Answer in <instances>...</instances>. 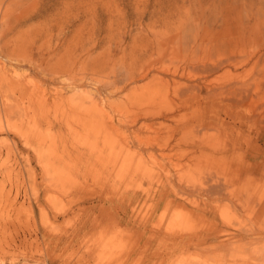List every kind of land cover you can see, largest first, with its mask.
<instances>
[{
	"label": "rangeland",
	"instance_id": "374dc122",
	"mask_svg": "<svg viewBox=\"0 0 264 264\" xmlns=\"http://www.w3.org/2000/svg\"><path fill=\"white\" fill-rule=\"evenodd\" d=\"M164 21L185 27L202 25L213 45H209L213 58L231 49L241 57L238 69L225 66L210 80L218 76L216 81L224 86L233 74L247 81L255 77L264 89V0H0V125L8 130L0 134V140L8 136L14 148L11 175L4 164L5 152L0 160V264H264L263 179H243L233 202L212 201L191 190L189 200L172 194L164 201L168 185L159 158L145 155L142 160L136 156L127 160L119 135L78 140L66 126L52 125L74 113L81 117L82 101H103L104 97L109 103L111 98L119 102L118 110L126 94L154 95L153 108L173 107L177 84L159 87L152 77L114 94L112 82L122 68L108 64L113 59L111 48L119 40L124 39L122 46L130 51L132 44L147 39L148 25L159 27ZM175 32L171 29L169 34ZM171 45L164 58L173 67L184 62L187 52ZM213 50L219 52L215 55ZM242 75H250L251 80ZM109 89L111 95L106 92ZM54 92L64 102L48 101ZM191 108H179L176 118L160 120L165 126L155 142L168 141L174 133L171 126L178 127L176 119L198 113V107ZM233 110L236 113L239 107ZM218 112L220 120L207 121L217 125L212 134H205L208 141L229 144L242 135L244 146L261 144L258 126L250 133V123L245 121L241 128L238 121L236 134L232 120L223 109ZM243 115L248 117V112L244 110ZM222 118L230 125L221 124ZM81 119L82 124L98 122L100 126L109 120L89 115L84 122ZM147 122L154 124L153 119ZM177 142L171 139L172 153L185 157L181 155L180 161L174 155L180 164L174 174L178 176L179 171L183 182L194 178V184L192 170L198 154H190L186 141ZM4 148L0 141V151ZM137 172L153 177L133 186L138 183L131 182V176ZM128 193L137 196L130 198ZM196 203L210 205L212 212L196 210ZM215 231L216 238H206ZM246 231L254 233L249 236Z\"/></svg>",
	"mask_w": 264,
	"mask_h": 264
},
{
	"label": "bare ground",
	"instance_id": "6f19581e",
	"mask_svg": "<svg viewBox=\"0 0 264 264\" xmlns=\"http://www.w3.org/2000/svg\"><path fill=\"white\" fill-rule=\"evenodd\" d=\"M159 27L152 24L148 25L147 39L145 41H139L141 43L140 45L133 46L132 44V49H130V51H127L126 47L123 48L122 42L124 39L119 40V43H116L114 48H111L113 59L108 63L109 66L113 68L116 65H119L120 68H122L120 69L117 76L113 79L112 87L115 90H111V92H114L115 94V92L117 93V91L120 92L128 89L129 87L131 88V86L134 89L133 85H135L137 82L152 77V80L154 79L153 81H155V83L159 87H161L162 85L170 86L172 84H177L176 86H178L179 84L178 87H174L175 94H173L176 97V102L173 107L170 106L166 110H162L163 107L153 108L152 101L154 95L151 97L144 98V96L142 95L141 97H137L136 95H125L124 92H121V94L125 95V101L124 99L122 102L120 101L123 106L120 105V108L118 110V106L116 107V104L119 102H116L115 99H112L110 97L113 101L109 103L106 100L107 97H104V94L101 93L104 97L102 98L103 101H98L97 99L88 101L84 100L79 104V106L82 107V109H80L78 113L82 115L81 117L77 118V113H74L70 116L68 115L66 119L62 118L61 121H57L52 125H58L61 128L63 126H66L68 131L74 134L76 139L78 140L96 135L104 136L105 138L107 136L116 137V135H119L121 136L119 144L122 148V151L128 152H126L127 155H125V158L127 160H133L135 156L139 157V159L142 160L145 155H148L150 159L159 158L158 160L160 161V165L166 170L165 176L168 185L167 190H165L163 196L164 201L169 200L170 195L172 194L180 198L185 197L184 199L189 200L191 193L189 194L188 190H191L194 192L197 191L198 194L206 196L207 199L212 201H217V199L225 198L227 200H230V202H233L235 191L238 190L239 183H241L243 179L246 180L252 178H261L264 180V106L262 102L264 100H262L263 97L261 96L263 88L258 87V78L252 77L251 80V78L249 77L250 75H248L247 77L250 78L251 81L241 80V77L238 78V76L234 75L229 70L227 71L231 73V75L233 74V77L229 79L230 81L228 84H226L227 81H225L226 83L223 82L226 84L224 86H221V84L219 86L220 80L216 81V79H219L218 76H216L218 78L214 77L213 79V81L215 80V82H218V86L215 85V82L209 79L210 76H212L225 66H230L233 68H237V66L240 67L241 64H243V60L241 59V57L238 58L237 56H235L236 54H233L231 48V51L228 50L230 52L227 54H223L221 52L223 50H220L221 54L219 56L215 54V52L217 51L214 52L213 50V54L216 55V57L213 58L211 56L212 52H210L209 46L212 44L211 41L208 42V38L204 35L202 25L196 24L194 27L192 25L185 27L182 23L176 26L172 22L164 21L161 25H159ZM171 29L176 30V32L174 34H169ZM192 31L194 33V36L193 34H191ZM171 44L176 45L175 47L181 46L180 48H183L187 53L190 52V54H192L191 57L189 58V55L187 53H184L186 59L183 58L185 60H183L184 62L182 64L180 63V65L177 66H173L172 64L173 67L167 65L165 63L164 56L168 57V47L172 46ZM175 47L174 49H176ZM201 49H203V51ZM221 49H223V47ZM197 50H200L201 52H199L201 54H198L199 52ZM119 53L121 54V56L120 58H118V63L116 61V57ZM148 57L151 58L147 59ZM128 58H130V63L127 62V60H129ZM145 59H147V61H145ZM113 62L114 65L112 67ZM195 70L198 71L199 74H193ZM251 70L252 69H250V71ZM239 73V76H241L242 73ZM262 75L264 77V73ZM244 76L242 75L243 79H245ZM181 79L185 81L183 82V80L181 81ZM256 82L257 84H255ZM119 83H123V86L119 85ZM118 86H120V88H118ZM159 87L156 88V92H158V90L160 89ZM154 91L152 90V92ZM106 92L110 94V89L109 92ZM202 92H204L205 94H203ZM59 96L57 92H54L53 95L50 96L51 98L49 97L47 100H51V102L55 104H60L61 102H64L65 98L62 97V95L61 97ZM202 105H204V107ZM208 105L209 108L207 107ZM234 106L239 107V110H237L236 113L233 110ZM191 107H198L196 108L198 109V113L196 115H193V113L190 112L192 115H187L189 116L188 118L179 117V119H176V121H178V127L171 126L174 133L168 136V141L165 142V144L155 142V140L159 138V129L161 128V126H165V124L160 120H167L170 118L174 119L176 118V114H174L176 110H178L179 108L192 109ZM213 107L219 109L215 111L213 110ZM199 109L204 110H202V112H199ZM222 109L225 112L226 116L232 120L231 128H233V130L235 129L234 132H236V134L238 129L235 127V124L238 121L240 122L241 128L245 127V121H248L250 125L247 129L250 133H252V131L255 133L254 130H256V127L258 126V130L256 133L260 135L259 140L261 141V144L255 146V148L252 144L249 143H246L247 146H244L243 143L240 141L242 135H239L238 137L235 136V138H233V140L229 144L224 142L212 143L211 141H208L207 135H209V133H207V131H210L211 133V131H214L213 129L216 128L217 125H208L207 121L213 119V117H215L214 120H220L218 111ZM244 110L248 112V117L243 115ZM86 115L87 117L88 115L96 117L98 116V118L102 117L103 119H105L106 117L109 120H104L101 126L97 124L98 122L96 123V125H89L87 123L82 124L81 118L83 117L84 122ZM149 119H151V121L153 119L154 124L147 122L149 121ZM107 122L109 125H107ZM227 123H229L230 125V122H228L226 118L221 119V124L226 125ZM79 124L82 128L79 127ZM186 124H191L192 126L184 128ZM207 128L208 130H206ZM209 128L213 129L209 130ZM6 131L8 130L2 125H0V134H2V132L3 134H6L4 133ZM143 131L146 133H152L154 135H151L153 136L151 137L149 135H144V133L142 134L144 136H142L141 132ZM180 131L183 132L182 135L179 138H176L175 136L180 133ZM218 131L220 130H217L215 132L217 133ZM188 133L189 135L191 134L190 136H193L194 138L196 137L193 134H195L197 137L199 135V138L196 140L190 138ZM206 133L207 135H205ZM174 138L178 141V144L181 142L183 143V141H186L185 148L190 150V154L191 152L195 154L192 156H196V154H198L196 156L197 162L195 163V167L192 170V172L195 173V176L193 175L196 180L194 184H191L194 178L191 180V182H189L188 179H185L186 182L188 181L187 183H185V180L183 182L184 177L182 178V176H179V171L178 176H176L177 174H174V172L177 170V167L180 165L174 161V155H177L179 158L181 155L184 156V154L172 153L174 147L170 146V144L171 139ZM246 138L248 139V141H251L249 135H247ZM0 141H2V143L4 141L5 144V151H0V160L3 157V152H5L6 160L4 164L5 167L9 170V175H11L13 172V144L9 140L8 136L4 137L3 140ZM230 149H234L235 152H230ZM192 156H190V158ZM182 158L178 160L181 161ZM141 160L140 162H142ZM142 163L140 164L142 165ZM139 174L140 172H137V174L134 175L132 174L131 182L135 180L138 183L137 185L133 186H140V181L142 182L144 178H148L151 180L153 177L151 173L146 174V176L144 175V173H141V175ZM229 185H231V187H229ZM128 186H132V184ZM127 196L133 198L137 195H129L128 193ZM195 208L196 210L203 209L205 212H212V209L208 204H206V206L203 205L202 207L200 206V203H196ZM251 232L254 233V231H246L244 234L251 236ZM214 233V235L206 236V238H216L217 232L215 231Z\"/></svg>",
	"mask_w": 264,
	"mask_h": 264
}]
</instances>
